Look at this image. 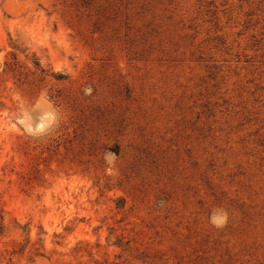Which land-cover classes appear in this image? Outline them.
Returning <instances> with one entry per match:
<instances>
[{"label":"rangeland","instance_id":"rangeland-1","mask_svg":"<svg viewBox=\"0 0 264 264\" xmlns=\"http://www.w3.org/2000/svg\"><path fill=\"white\" fill-rule=\"evenodd\" d=\"M2 225L0 264H264V0H0Z\"/></svg>","mask_w":264,"mask_h":264},{"label":"trees","instance_id":"trees-1","mask_svg":"<svg viewBox=\"0 0 264 264\" xmlns=\"http://www.w3.org/2000/svg\"><path fill=\"white\" fill-rule=\"evenodd\" d=\"M34 66H35L36 69H39V70H41L42 72H44V73L47 74L46 70L40 67V63L38 62V60H35V61H34ZM51 75H53V77H54L56 80H66V79H68V77H69L67 74H64V73H61V72H51ZM117 151H118V150H117ZM2 229H3V225H2V227L0 228V234H1V232H2Z\"/></svg>","mask_w":264,"mask_h":264},{"label":"water","instance_id":"water-1","mask_svg":"<svg viewBox=\"0 0 264 264\" xmlns=\"http://www.w3.org/2000/svg\"><path fill=\"white\" fill-rule=\"evenodd\" d=\"M40 125H41V124H39V123H38V125H37V126L39 127Z\"/></svg>","mask_w":264,"mask_h":264}]
</instances>
